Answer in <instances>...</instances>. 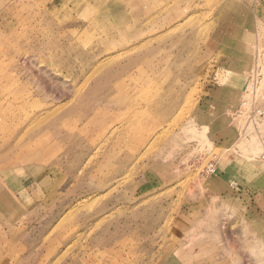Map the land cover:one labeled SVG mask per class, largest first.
Instances as JSON below:
<instances>
[{
	"label": "rangeland",
	"instance_id": "1",
	"mask_svg": "<svg viewBox=\"0 0 264 264\" xmlns=\"http://www.w3.org/2000/svg\"><path fill=\"white\" fill-rule=\"evenodd\" d=\"M254 84L264 0H0V264H264Z\"/></svg>",
	"mask_w": 264,
	"mask_h": 264
},
{
	"label": "built area",
	"instance_id": "2",
	"mask_svg": "<svg viewBox=\"0 0 264 264\" xmlns=\"http://www.w3.org/2000/svg\"><path fill=\"white\" fill-rule=\"evenodd\" d=\"M253 89V90H252ZM252 91V92H251ZM250 91V100L252 104V109L249 113H245V107L247 106V102H243L241 106L235 111L234 116H244L245 115V123L242 130V133L245 134L246 129L248 127H257L260 123L264 122V88L260 89L256 87L255 84ZM207 174L214 173V169L212 165H209V168L206 169Z\"/></svg>",
	"mask_w": 264,
	"mask_h": 264
},
{
	"label": "bare ground",
	"instance_id": "3",
	"mask_svg": "<svg viewBox=\"0 0 264 264\" xmlns=\"http://www.w3.org/2000/svg\"><path fill=\"white\" fill-rule=\"evenodd\" d=\"M210 46H211V45H210ZM236 53H238V50L236 51ZM124 69H125V68H124ZM106 135H107V134H106ZM205 172H206V171H205ZM12 185H13V184H12ZM1 199H2V198H1V196H0V204H1V203H4V202H1ZM2 201H3V200H2ZM9 205H10V204H9ZM6 209H7V208H6Z\"/></svg>",
	"mask_w": 264,
	"mask_h": 264
}]
</instances>
